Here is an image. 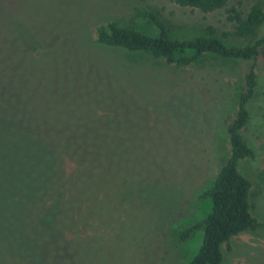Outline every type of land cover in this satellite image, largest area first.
I'll return each instance as SVG.
<instances>
[{
	"label": "trees",
	"instance_id": "16d2710c",
	"mask_svg": "<svg viewBox=\"0 0 264 264\" xmlns=\"http://www.w3.org/2000/svg\"><path fill=\"white\" fill-rule=\"evenodd\" d=\"M174 2L214 12L227 0ZM96 7L92 0H0V118L55 156L47 186L24 206L22 230L0 219V230H4L0 232L4 249L0 264H70L75 260L108 264L111 250L117 244L125 245L119 235L124 239L131 233L126 218L136 207L137 184L160 175L161 170L153 172L149 166L153 158L146 156L148 143L143 142L133 152H117L121 131L130 125L140 128L138 118L145 117V100L153 97L147 93L148 85L139 80L142 75L133 73L144 66V59L105 67L96 49L147 54L178 67L198 64L207 56L264 62V33L260 34L264 6L259 3L246 13L229 9L232 34L248 40L243 45L226 43L213 28L207 33L173 36L169 24L147 8L138 12L153 24V31L124 25L114 18L96 23L88 31L86 17ZM15 22L34 32L39 52L28 48ZM36 81L43 90L59 94L55 98L60 101L83 105L89 121L110 129L118 126L116 132L87 133L75 129L69 119L61 125L63 116H48L49 110L57 109L56 102L43 116L20 115L21 111L29 115L37 110L24 104L27 87ZM24 83L28 84L21 86ZM254 112L264 119V66L259 71L255 63L235 92V109L225 129V160L200 196L209 199L210 210L178 234L184 241L195 230H202L201 243L187 264H222L234 236L262 225L251 213L252 181L242 169L246 161L258 158V146L246 134ZM54 205L49 230L40 216Z\"/></svg>",
	"mask_w": 264,
	"mask_h": 264
},
{
	"label": "rangeland",
	"instance_id": "374dc122",
	"mask_svg": "<svg viewBox=\"0 0 264 264\" xmlns=\"http://www.w3.org/2000/svg\"><path fill=\"white\" fill-rule=\"evenodd\" d=\"M92 1L97 7L95 13L86 17L88 31L96 23L112 18L124 25L153 31V24L138 12L147 8L169 24L173 36L207 33L213 28L226 43L237 45L248 40L232 34L229 9L235 7L246 13L254 3L264 6V0H227L217 11L202 12L180 6L174 0H103L100 5L96 2L101 0ZM14 25L28 48L39 52L40 43L34 32L20 22ZM95 52L105 67L108 63L119 66L144 59V66L133 73L142 75L139 80L148 85L147 93L153 97L145 100V117L138 118L140 128L130 125L121 131L117 152H133L146 142V156L153 158L149 166L153 172L161 170L155 180L137 184L136 207L126 218L131 233L124 239L119 235L125 245L117 244L107 263L187 264L201 243L202 230H195L184 241L179 240L178 234L210 210L209 199L200 196L225 160L228 150L225 129L235 109V92L253 63L260 71L264 62L262 59L233 62L207 56L198 64L178 67L147 54L120 49L100 48ZM111 71L114 75V70ZM25 84L28 83L21 86ZM27 89L24 104L37 110L29 115L21 111L24 117L43 116L56 102L57 109L49 110L48 116H63L61 125L69 119L75 129L95 134L114 132L118 127L110 129L89 121L83 105L60 101L55 98L59 94L43 90L37 81ZM254 114L246 134L258 146V158L246 161L242 169L252 181L251 213L262 225L234 236L222 264H264V119L260 113ZM54 165L55 156L50 149L0 118V219L5 218L21 231L24 206L47 186ZM55 212L54 205L40 216L42 225L49 230ZM3 251L0 241V259ZM79 261L70 264H82Z\"/></svg>",
	"mask_w": 264,
	"mask_h": 264
}]
</instances>
